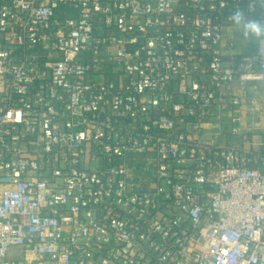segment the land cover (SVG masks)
Segmentation results:
<instances>
[{
  "label": "built area",
  "instance_id": "2783aa9c",
  "mask_svg": "<svg viewBox=\"0 0 264 264\" xmlns=\"http://www.w3.org/2000/svg\"><path fill=\"white\" fill-rule=\"evenodd\" d=\"M237 12L264 24V0H0V264H264L239 95L264 38L237 53Z\"/></svg>",
  "mask_w": 264,
  "mask_h": 264
},
{
  "label": "crops",
  "instance_id": "0c3cea01",
  "mask_svg": "<svg viewBox=\"0 0 264 264\" xmlns=\"http://www.w3.org/2000/svg\"><path fill=\"white\" fill-rule=\"evenodd\" d=\"M259 51V39L253 37V36H246L245 31H240V40L237 43V53H240V55H253L258 53ZM240 98L242 99V106L240 108L241 110V127L243 128V131L245 132V129H247L252 121H256L259 126V130L254 132V136L250 137L253 140L254 146L252 148L255 151H260L264 149V135L262 134L261 128L264 127V83H257L250 85V87H247V89L242 90L240 89L239 92ZM255 96L256 99V106L251 107L249 104V98ZM253 110L254 112H252ZM242 145V143H240ZM250 146V145H249ZM246 145V147H249ZM19 253L23 255V251L19 249H12L9 252V258L11 260H22L23 258H17L12 255Z\"/></svg>",
  "mask_w": 264,
  "mask_h": 264
},
{
  "label": "clouds",
  "instance_id": "9594fccd",
  "mask_svg": "<svg viewBox=\"0 0 264 264\" xmlns=\"http://www.w3.org/2000/svg\"><path fill=\"white\" fill-rule=\"evenodd\" d=\"M234 19L237 23L244 24L246 36H253L257 39L264 38V24L258 21H245L243 14L240 12L234 14Z\"/></svg>",
  "mask_w": 264,
  "mask_h": 264
},
{
  "label": "rangeland",
  "instance_id": "374dc122",
  "mask_svg": "<svg viewBox=\"0 0 264 264\" xmlns=\"http://www.w3.org/2000/svg\"><path fill=\"white\" fill-rule=\"evenodd\" d=\"M12 256L17 257V258H23V255L22 254H19V253H16V254H14Z\"/></svg>",
  "mask_w": 264,
  "mask_h": 264
}]
</instances>
